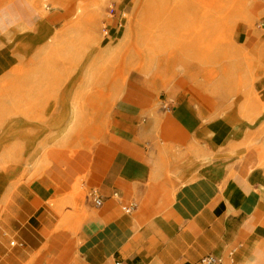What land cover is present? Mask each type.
Listing matches in <instances>:
<instances>
[{
	"label": "crops",
	"instance_id": "1",
	"mask_svg": "<svg viewBox=\"0 0 264 264\" xmlns=\"http://www.w3.org/2000/svg\"><path fill=\"white\" fill-rule=\"evenodd\" d=\"M253 17L236 66L256 67L264 102V0ZM46 23L28 0L0 8V32L22 41ZM201 87L140 89L90 149L55 156L33 181L0 172V264H264V135L235 132L250 119L244 97L221 112Z\"/></svg>",
	"mask_w": 264,
	"mask_h": 264
},
{
	"label": "rangeland",
	"instance_id": "2",
	"mask_svg": "<svg viewBox=\"0 0 264 264\" xmlns=\"http://www.w3.org/2000/svg\"><path fill=\"white\" fill-rule=\"evenodd\" d=\"M28 1L45 17L44 30L23 41L0 32V172L18 171L17 182L38 178L55 156L88 149L68 148L63 141L67 119L88 97L105 108L106 125L90 138L96 144L119 107L135 103L120 88L129 72L138 73L139 90L157 97L172 87L193 89L201 83L202 94L221 112L244 97L242 112L250 119L237 122L235 132L243 134L248 125L254 141L264 135V102L254 86L257 69L245 73L237 67L245 66L248 56L237 45L238 33L241 24L256 28L253 13L259 0L194 8L175 0L165 36L158 33L152 0H66V11L55 6L58 0ZM208 29L201 48L194 47L199 32ZM184 48L198 65L180 71L178 56ZM162 52L164 68L144 74L141 67ZM220 79H236L239 86L215 88ZM221 96L226 100L220 101ZM68 205L76 207V202Z\"/></svg>",
	"mask_w": 264,
	"mask_h": 264
},
{
	"label": "bare ground",
	"instance_id": "3",
	"mask_svg": "<svg viewBox=\"0 0 264 264\" xmlns=\"http://www.w3.org/2000/svg\"><path fill=\"white\" fill-rule=\"evenodd\" d=\"M11 0H0V7L5 5ZM35 4H37L36 0H32ZM153 4L151 6V11L153 13L154 19L157 21L158 33L160 35H166L169 30L167 15L171 14V8H169L173 1L175 0H152ZM184 1L185 7L194 8L195 6H211L216 4L219 6L221 2H228L229 0H176V4H182ZM187 1L192 2V4H187ZM55 6L60 7L67 10V1L66 0H58ZM63 16V15H62ZM43 18H45L43 16ZM211 30L208 29L203 32H199L196 38V43L193 44L196 48H201V43L205 36L210 35ZM24 43V42H23ZM188 50L190 48L187 47ZM186 48L183 49L182 54L178 56V68L180 71H187L190 68H195L198 63L195 61H191L188 55V51ZM199 51V50H195ZM159 57L150 58L144 66L141 67L143 69L144 74H150L154 72H159L164 68L162 60L165 59L164 53H161ZM136 69H140L136 67ZM217 81H221L217 80ZM120 86V85H119ZM120 88H124L128 91L129 97L131 98H145V93L139 90V75L138 73H128L125 78H123L121 82ZM87 101L83 102L82 105L77 106L76 110H74L69 118L67 119L65 125V134H64V143L68 148H74V146L78 147H86L90 149L93 147L94 143L90 140L92 136L101 132L106 125V118L103 115L105 108L100 106L96 100L91 99L90 97L86 98ZM208 101V100H207ZM20 111V110H19ZM72 153V152H71Z\"/></svg>",
	"mask_w": 264,
	"mask_h": 264
},
{
	"label": "built area",
	"instance_id": "4",
	"mask_svg": "<svg viewBox=\"0 0 264 264\" xmlns=\"http://www.w3.org/2000/svg\"><path fill=\"white\" fill-rule=\"evenodd\" d=\"M263 25H264V24H263ZM95 203L100 204V200H99V198H96V199H95ZM214 261H215V258L209 256V257L206 258L205 264H210V263H213Z\"/></svg>",
	"mask_w": 264,
	"mask_h": 264
}]
</instances>
